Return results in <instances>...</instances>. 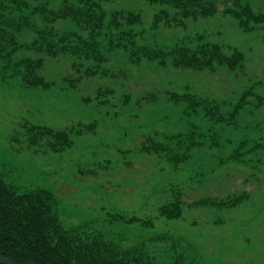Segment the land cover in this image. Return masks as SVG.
I'll return each instance as SVG.
<instances>
[{"label": "rangeland", "instance_id": "obj_1", "mask_svg": "<svg viewBox=\"0 0 264 264\" xmlns=\"http://www.w3.org/2000/svg\"><path fill=\"white\" fill-rule=\"evenodd\" d=\"M233 1L217 0L214 15L188 18L185 27L159 28L152 27L155 15L161 10L174 15L172 5L148 0H104L103 5L107 13H141L142 22L132 25L134 49L193 46L194 37L202 34L228 53L229 47L244 52L243 67L234 70L163 68L146 58L132 63L131 48L124 46L103 51L106 62L79 65L82 60L72 55L53 58L27 51L46 59L41 74L52 83L44 88L10 78L0 63V179L17 193L52 191L66 228L86 224L119 247L136 249L145 261L264 264V102L257 106L251 96L235 122L226 124L188 109L185 102L169 101L167 94L195 93L218 103L225 116L246 89L264 95V31H243L225 15ZM249 1L255 10H264V0ZM55 2L59 7L61 0ZM55 26L75 27L70 20ZM33 38L32 32L20 35L23 41ZM89 65L98 73L87 74ZM66 80H72L70 85ZM79 125L92 128L72 132L73 143L63 151L48 149L47 139L33 129ZM195 126L202 143L177 167L142 150L149 137L163 140V134ZM237 153L240 158L233 160ZM179 196L182 215L163 216L160 207ZM238 196V202L222 203Z\"/></svg>", "mask_w": 264, "mask_h": 264}, {"label": "trees", "instance_id": "obj_2", "mask_svg": "<svg viewBox=\"0 0 264 264\" xmlns=\"http://www.w3.org/2000/svg\"><path fill=\"white\" fill-rule=\"evenodd\" d=\"M148 1L170 4L177 10L174 15L168 10H161L154 17L153 28L163 24L167 27H185L188 18L208 17L217 12V0ZM103 2L61 0L60 6L56 7L55 0H0V63L8 71L9 77L20 78L25 86L50 87L52 82L41 74L46 59L44 56L29 55L27 51L53 58L72 55L82 60H75L79 65V62L84 64L90 60L106 62L108 58L103 51L122 46L131 48L132 63L146 58L163 68L170 66L183 70L215 71L219 66L234 70L244 65L245 54L241 49L229 47L232 50L228 53L224 45L202 34L194 37L193 46L179 44L167 50L149 47L134 49L137 34L132 25L142 22L141 13L123 9L107 13ZM223 13L235 18L243 31H264V10H255L249 0H235L226 6ZM39 20L44 24L42 27ZM60 20H70L75 27L59 29L55 24ZM26 32H32L34 38L21 40L20 35ZM87 70L89 75L98 73L91 65ZM108 71L104 69L106 75H109ZM4 77L8 76L4 74ZM66 81L68 85L72 82ZM252 88L243 92L227 116L221 113L218 103L195 93L167 91V94L169 101L185 102L188 109L200 112L211 120L233 124L251 96L257 99V106L264 102V95L256 94ZM91 128L79 125L70 129L48 126H34L33 129L47 139L48 149L63 151L73 143L72 132L83 133ZM197 128L195 126L188 132L177 134H163V140L149 137L142 150L157 153L177 167L191 157L195 146L202 143L198 140ZM231 158L238 160L240 154H234ZM240 197L222 203L238 202ZM57 203L56 194L50 190L17 193L0 179V254L18 264H155L143 260L136 249H124L108 241L86 224L66 228L56 210ZM182 206L183 201L179 196L175 201L162 205L160 213L167 218L180 217ZM121 218L126 219V216ZM129 220L138 221L139 218L131 217Z\"/></svg>", "mask_w": 264, "mask_h": 264}, {"label": "water", "instance_id": "obj_3", "mask_svg": "<svg viewBox=\"0 0 264 264\" xmlns=\"http://www.w3.org/2000/svg\"><path fill=\"white\" fill-rule=\"evenodd\" d=\"M2 182H3V181H2ZM3 183H4V182H3ZM0 263H1V264H18V263H16V262H14V261H12V260H10V259L4 257V256L1 255V254H0Z\"/></svg>", "mask_w": 264, "mask_h": 264}]
</instances>
